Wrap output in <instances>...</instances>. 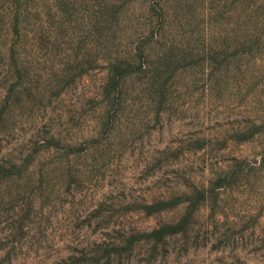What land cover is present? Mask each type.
<instances>
[{
    "label": "rangeland",
    "instance_id": "374dc122",
    "mask_svg": "<svg viewBox=\"0 0 264 264\" xmlns=\"http://www.w3.org/2000/svg\"><path fill=\"white\" fill-rule=\"evenodd\" d=\"M0 264H264V0H0Z\"/></svg>",
    "mask_w": 264,
    "mask_h": 264
}]
</instances>
